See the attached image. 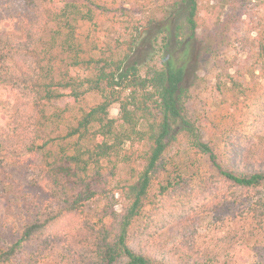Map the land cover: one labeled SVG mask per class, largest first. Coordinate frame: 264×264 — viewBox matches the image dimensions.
Segmentation results:
<instances>
[{
  "label": "trees",
  "instance_id": "trees-1",
  "mask_svg": "<svg viewBox=\"0 0 264 264\" xmlns=\"http://www.w3.org/2000/svg\"><path fill=\"white\" fill-rule=\"evenodd\" d=\"M100 1L22 0L23 10L5 19L10 0H0V109L8 118L0 125V169L22 158L44 196L15 242L0 249V264L27 245L41 253L59 245L69 264H214L196 248L166 247L159 235L241 197L251 201L243 221L262 240L264 258V160L244 158L255 138L264 139V105L254 131L231 127L218 142H205L184 115L188 43L199 30L218 37L247 26L264 66V18L251 17L254 0H222L217 15L210 1ZM106 13L118 19L104 40ZM160 36L158 64L142 67L137 49ZM173 39L187 49L179 59ZM230 68L216 76L217 91L252 98ZM187 155L206 158L215 174L185 175Z\"/></svg>",
  "mask_w": 264,
  "mask_h": 264
},
{
  "label": "rangeland",
  "instance_id": "rangeland-1",
  "mask_svg": "<svg viewBox=\"0 0 264 264\" xmlns=\"http://www.w3.org/2000/svg\"><path fill=\"white\" fill-rule=\"evenodd\" d=\"M103 1H100V5H104ZM200 1L204 7L210 1V5L215 8L212 12L217 10L215 15L222 6V0ZM250 6L253 8L252 18L256 21L264 18V0H254ZM22 10V0H10V8L3 13V17L7 19ZM116 16L106 13L101 19L104 31L101 35L104 40L113 33L110 30L111 19L114 17L118 19L117 13ZM243 20L247 19L243 17ZM211 35L209 37L199 30L197 38L188 43L185 86L190 98L184 115L200 130L205 142L210 140L218 142L221 134L231 127L245 132L254 131L253 122L261 114L264 105V75L258 70L264 69V66L256 62L257 55H254L250 47L249 38H253L254 33L249 34L247 26L218 37ZM183 36L185 39L187 33H183ZM153 45L147 42L137 49L135 59L142 67L148 63L158 64L162 55L160 47L163 46V37L160 36L155 46ZM170 47L177 59L187 50L185 44L177 45L176 39L171 41ZM229 67H232L229 73L234 74L235 80L238 79L242 91L250 89L253 92L252 98L244 100L241 92H235L237 99H232L217 91L216 76ZM248 70L254 71L253 77L246 75ZM93 102L94 99L91 98L90 103ZM4 113L0 109V125L3 126L8 123L7 115ZM109 115L113 119L117 118L118 107L113 106ZM244 158L247 161L264 160V139L255 138L253 144L247 146ZM185 160L189 161L187 164L190 166L185 174L187 176L195 175L196 172L202 175L215 174L206 158L199 159L187 155ZM25 163L21 158L11 163L10 169L6 172L0 169V192L3 190L8 192L7 195L0 194V249H5L15 242L17 239L15 233L29 221L31 214L29 208L32 209L44 201L40 190L31 187V176ZM194 163L197 165L196 169ZM262 192L264 194V186ZM236 194L241 195L239 192ZM250 203V199L241 197L237 203H229L221 211L197 217L188 227L172 225L160 233L159 240L172 249L180 244L196 248L204 255L208 254L214 264H264V258L260 256L263 252L262 240L260 237H250L249 229L243 221L247 218ZM231 237L233 238L230 239ZM8 264H69V259L59 245L43 253L39 252L35 245H27L22 254Z\"/></svg>",
  "mask_w": 264,
  "mask_h": 264
}]
</instances>
